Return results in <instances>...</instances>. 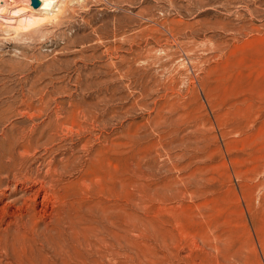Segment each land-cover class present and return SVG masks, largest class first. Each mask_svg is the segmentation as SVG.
Here are the masks:
<instances>
[{
  "label": "rangeland",
  "instance_id": "374dc122",
  "mask_svg": "<svg viewBox=\"0 0 264 264\" xmlns=\"http://www.w3.org/2000/svg\"><path fill=\"white\" fill-rule=\"evenodd\" d=\"M228 1L0 27V264H264V0Z\"/></svg>",
  "mask_w": 264,
  "mask_h": 264
},
{
  "label": "bare ground",
  "instance_id": "6f19581e",
  "mask_svg": "<svg viewBox=\"0 0 264 264\" xmlns=\"http://www.w3.org/2000/svg\"><path fill=\"white\" fill-rule=\"evenodd\" d=\"M16 1L17 0H0V3H2L3 4V6H5V8H3L2 9V11H1V17H0V27H4V29H3V31L4 32H6V33H8V34H10V33H14V34H21V33H24V32H29V31H31L32 29H34V28H36V27H38V26H40V25H43V24H47V23H49V22H54L59 16H60V14L64 11V8L67 6V5H69L70 3H74V1H77V2H81L82 0H39L40 2H41V4H40V6L39 7H34L33 5H32V0H21L22 1V8L20 9H18V10H14V11H10V10H8V9H6V8H10V6H14V4L16 3ZM193 1V0H192ZM215 1V0H214ZM241 1V0H240ZM20 2V1H19ZM195 2V1H194ZM197 2V1H196ZM195 2V3H196ZM200 2H201V0H199V4H200ZM220 2V1H219ZM223 2H226V5H224L225 7H229L230 6V3H231V1L229 2L228 0H223ZM249 3V2H248ZM192 4V3H191ZM202 4V3H201ZM200 4V5H201ZM219 4V3H218ZM233 4V3H232ZM200 5H199V7H200ZM2 6V5H1ZM201 6H203V5H201ZM210 6V5H209ZM175 7V6H174ZM198 7V8H199ZM208 7V6H207ZM223 7V6H222ZM248 7V6H247ZM68 9V8H67ZM118 9V8H117ZM177 9V8H176ZM185 11V10H184ZM227 11V10H226ZM66 12V11H65ZM148 12V11H147ZM139 13V12H138ZM137 13V14H138ZM229 13V12H228ZM253 13V12H252ZM140 14H142L141 12H140ZM155 14V13H154ZM160 14H162V13H160ZM165 14V13H164ZM141 16V15H140ZM142 16H143V14H142ZM151 16V15H150ZM152 16H153V14H152ZM167 16V15H166ZM144 17V16H143ZM146 17H148V16H146ZM151 18H153V17H151ZM117 19V18H116ZM142 19V18H141ZM145 19V18H144ZM148 19H150V18H147V20ZM119 20V19H118ZM130 20V19H129ZM147 20H145V21H147ZM154 20H156V18L154 19ZM158 20V19H157ZM161 20V19H160ZM138 21V20H137ZM143 21V20H142ZM149 21H151V20H149ZM220 21V20H219ZM119 22H121L122 23V25H123V22L122 21H119ZM118 22V27L120 26V27H123V26H121V24ZM132 22V21H131ZM152 22H153V20H152ZM164 22V23H163ZM163 22H159V24L160 23H162V25L163 24H165V26H166V24L169 22V21H167L166 23H165V21H163ZM117 23V22H116ZM155 23H157V21H155ZM170 23V22H169ZM169 23L167 24V26L169 25ZM172 23V22H171ZM170 23V24H171ZM179 23V22H178ZM182 23H183V21H182ZM185 23V22H184ZM198 23V22H197ZM203 23V22H202ZM214 23V22H213ZM226 23V22H225ZM115 24V23H114ZM158 24V23H157ZM159 24L157 25V26H159ZM173 24V23H172ZM195 24V23H194ZM193 24V26H195ZM208 24H209V21H208V23L206 24L207 26H208ZM216 24H218L219 25V23H216ZM222 23L220 22V25H221ZM117 25H116V27H117ZM124 25H125V23H124ZM156 25V24H155ZM161 25V24H160ZM189 25V24H188ZM202 25V24H201ZM201 25H199L198 27H199V30H203L202 29V27H201ZM206 25H205V28H206ZM211 25V24H210ZM214 25V24H213ZM212 25V28H215L214 26ZM218 25H215V26H217L218 27ZM219 25V26H220ZM231 25V24H230ZM232 25H233V23H232ZM176 26V25H175ZM186 26H187V23H186ZM222 26H224V24L222 25ZM234 26V25H233ZM237 26V25H236ZM244 26V25H243ZM41 27V26H40ZM120 27H119V29H120ZM151 27V26H150ZM155 27V26H154ZM164 27V26H163ZM162 27V28H163ZM172 27V26H171ZM178 27H179V25H178ZM188 27V26H187ZM190 27V26H189ZM200 27H201V29H200ZM204 27V26H203ZM228 27H229V29H228ZM228 27H226L227 29H228V31H230V27L231 26H228ZM242 27V26H241ZM245 27V26H244ZM127 28V27H126ZM138 28V27H137ZM148 28V27H147ZM184 28V27H183ZM190 28H192V26L190 27ZM223 28V27H222ZM232 28V27H231ZM237 28V27H236ZM240 28V27H239ZM246 28V27H245ZM244 28V29H245ZM144 29V28H143ZM146 29V28H145ZM169 29V32L173 35V32H174V29H172V28H166L165 27V30H168ZM176 29V28H175ZM194 29H195V27H194ZM193 29V30H194ZM198 29V28H197ZM207 29H208V27H207ZM211 29V28H210ZM210 29H208V30H210ZM223 29H225V28H223ZM227 29H225V30H227ZM233 29V28H232ZM242 29V28H241ZM240 29V30H241ZM141 30V29H140ZM148 30H149V28H148ZM155 30V29H154ZM153 29H151V31H154ZM157 30V32L160 30H158V28L156 29ZM155 30V31H156ZM181 30V29H180ZM190 29H188V31H189ZM192 30V31H193ZM206 30V29H205ZM2 31V32H3ZM124 31H126L125 30V28H124ZM161 32H162V30H160ZM159 31V32H160ZM164 31V30H163ZM176 31V33H177V29L175 30ZM182 31H184V33H185V30L184 29H182ZM182 31L181 32H179L178 33V35H180V34H182ZM187 31V30H186ZM191 31V30H190ZM191 31V32H192ZM232 31V30H231ZM235 31V30H234ZM147 31H145V33H146ZM194 32V31H193ZM199 32V31H198ZM200 32H202V31H200ZM205 32V31H204ZM124 33V32H123ZM128 33V32H127ZM136 33V32H135ZM140 33V32H139ZM142 33V32H141ZM169 33V34H170ZM175 33V34H176ZM183 33V34H184ZM190 33V32H189ZM137 34V33H136ZM153 34V33H152ZM173 35V36H177V35ZM186 34H188V33H186ZM191 34V33H190ZM195 34H196V30H195ZM31 35V34H30ZM33 35V34H32ZM161 35V34H160ZM198 35H199V33H198ZM118 36V35H117ZM122 36V35H121ZM130 36V35H129ZM162 36V35H161ZM167 36V35H166ZM136 37V36H135ZM172 37V36H171ZM192 37V36H191ZM196 37H197V35H196ZM159 38H161V37H159ZM99 39V38H98ZM101 39V38H100ZM124 39V38H123ZM174 39H175V37H174ZM211 39V38H210ZM152 40V39H151ZM102 41V40H101ZM104 42V41H103ZM123 42H125V41H123ZM136 42V41H135ZM134 42V43H135ZM100 43V42H99ZM135 45V44H134ZM183 45V44H182ZM123 46V45H122ZM184 46V45H183ZM182 46V47H183ZM110 48V47H109ZM131 48H132V46H131ZM164 49V48H163ZM113 50V49H112ZM188 50V49H187ZM187 53V52H186ZM141 54V53H140ZM161 54V53H160ZM166 54V53H165ZM185 54V53H184ZM117 55V54H116ZM187 55V54H186ZM161 56V55H160ZM165 56H168V55H165ZM172 56H173V54H172ZM136 57V56H135ZM156 57H157V54H156ZM161 57H163V56H161ZM176 57V56H175ZM186 57V56H185ZM190 57H191V55H190ZM190 57L189 58H187V59H190ZM158 58V57H157ZM166 58H168V57H165V59ZM170 58V57H169ZM184 58V57H183ZM182 58V59H183ZM192 58H193V56H192ZM123 59V58H122ZM180 59V58H179ZM187 59H186V61H187ZM137 60H139L138 58H137ZM141 60V59H140ZM190 61V60H189ZM192 61V60H191ZM189 63V62H188ZM30 227V225H27V227ZM34 227H36L35 225H34ZM31 228V227H30ZM34 229L35 228H33L32 230L34 231ZM35 234V233H34ZM61 235V234H60ZM59 237V236H58ZM0 241H2V240H0ZM5 241V240H4ZM7 242H9V241H7ZM10 243V242H9ZM9 243H7V244H9ZM63 243H66V242H63ZM63 243H61L60 244V246L63 244ZM11 244L12 243H10V245H9V247L11 246ZM4 245H6V242H5V244ZM23 245H25V244H23ZM66 245H67V247H68V244L66 243ZM54 246H56V245H54ZM59 246V245H58ZM57 246V247H58ZM59 246V247H60ZM63 246H65V245H63ZM62 246V247H63ZM13 246H11V248H12ZM21 247H23V246H21ZM27 247V246H26ZM25 247V248H26ZM62 247L60 248V250L62 249ZM6 248V247H5ZM7 248H8V246H7ZM15 248H17V247H15ZM24 248V249H25ZM53 248H55V247H53ZM66 248V247H65ZM69 248V247H68ZM13 249V248H12ZM18 249V248H17ZM17 249H15L16 250V253H20L19 255H17V256H19V257H17V259L16 260H18V258H19V260H20V256L22 257V256H24L25 255V251L26 250H28V248H26V250L24 251V255H21V253L22 252H20L21 250H19V252H17ZM22 249V251H23V248H21ZM30 249H32L31 248V246H30ZM55 249H58V248H55ZM54 249V250H55ZM71 249V248H70ZM70 249H66V250H64V248H63V251H66V252H64V253H67V255L66 256H69L68 258H69V260L71 261L72 260V258L70 259V257H72L71 256V254L73 253V251L71 252V250ZM6 250V249H5ZM14 250V251H15ZM14 251H11L10 250V252H13V254H14ZM33 251V250H32ZM31 250H30V254H29V252H27L29 255H31V254H33V253H31L32 252ZM49 251V250H48ZM57 250H55V253L53 252V254L55 255L57 252H58V255L60 254L59 253V251H57ZM52 252V251H51ZM71 252V253H70ZM6 253V252H5ZM16 253H15V256H16ZM27 253H26V256H27ZM70 255H69V254ZM11 254V253H10ZM9 254V255H10ZM35 254V253H34ZM61 254H62V252H61ZM6 255H8L7 253H6ZM57 255V254H56ZM72 255H74V254H72ZM14 256V255H13ZM26 256H24V257H26ZM32 257L31 258H33V255H31ZM11 257V256H10ZM24 257H22V258H24ZM27 257H29V256H27ZM52 257V256H51ZM12 258V260H15V259H13V257H11ZM26 259V258H25ZM25 259H22L23 261L25 260ZM63 258H61L60 260H62ZM73 259H75V258H73ZM15 260V261H16ZM17 261V262H20V261ZM29 260H30V257H29ZM32 260V259H31ZM30 260V261H31ZM54 260V259H53ZM62 261H66L65 260V258L62 260ZM75 261H77V260H75ZM75 261H73L74 263H75ZM27 262H29V261H27ZM44 262V261H43ZM47 262V261H46ZM61 262V261H60ZM21 263V262H20ZM72 263V262H71ZM78 263V262H77ZM19 264V263H18ZM64 264V263H63ZM67 264V263H66Z\"/></svg>",
  "mask_w": 264,
  "mask_h": 264
},
{
  "label": "water",
  "instance_id": "95a60500",
  "mask_svg": "<svg viewBox=\"0 0 264 264\" xmlns=\"http://www.w3.org/2000/svg\"><path fill=\"white\" fill-rule=\"evenodd\" d=\"M40 4H41V2H40L39 0H32V5H33L34 7H39Z\"/></svg>",
  "mask_w": 264,
  "mask_h": 264
}]
</instances>
